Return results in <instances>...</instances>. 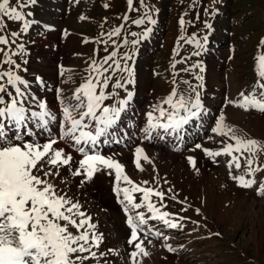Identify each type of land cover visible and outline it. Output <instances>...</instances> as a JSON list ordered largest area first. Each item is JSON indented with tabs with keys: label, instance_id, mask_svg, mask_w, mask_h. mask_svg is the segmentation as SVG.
<instances>
[{
	"label": "rangeland",
	"instance_id": "374dc122",
	"mask_svg": "<svg viewBox=\"0 0 264 264\" xmlns=\"http://www.w3.org/2000/svg\"><path fill=\"white\" fill-rule=\"evenodd\" d=\"M32 1L22 0L24 6L20 7L19 11L23 13L24 20L17 21L8 19L6 16L3 17L6 27L0 31V35L7 36L9 43L7 45L0 44V49H3V52H0V70L11 69L22 79L27 74H30L32 78L34 75L45 74L44 76L50 75L48 78L52 81L56 76L57 81H54L55 84L52 88H57V92H53L52 95L58 93L62 99L66 100L73 96L74 90L81 84L82 77L86 74L91 60L102 61L104 57L115 50L117 52L115 59L120 60L123 66L125 54L133 56L137 52L136 62L132 65L133 67L131 66L132 72H134L135 65L145 63L144 70L141 71V78L142 80L143 78L147 79L148 94L150 92L153 94L143 101V105H154L165 96L164 93L168 92L166 89L169 86L167 80H170L167 74L174 76L173 72L177 70V76L174 78L175 85L172 83L169 92L174 87L178 90H186L185 85L188 83H184V81H187L188 78L190 81H196L192 87L196 90L200 89L202 85H206L207 96L210 97L214 106L215 120L223 113L226 123L234 126L249 138L264 141V112L256 109L245 110L239 106V102L243 99L240 95L241 92L249 94V91L256 86L257 81L264 82V78L258 75L256 63L252 61L256 53L264 52V43H262L264 40V0H261L259 5L255 4L253 0H135L131 8L126 5V0H64L63 13L56 20L62 21L61 24H64L65 30L60 32L57 40H47L49 53L52 55L51 57L47 56L48 59H39V43L35 44L34 35L24 28L25 12L31 8L28 3ZM61 2L62 0L58 4L62 7ZM249 2H253L252 9L248 5ZM20 3L21 0H10L12 7H16ZM105 4L108 7H104ZM212 7H217V12L210 11ZM145 8L150 9L147 15H150L155 23L148 20H145L144 24L133 23L144 16L142 12ZM214 14H216L215 23H211ZM2 15L0 14V16ZM125 16L128 19L125 20ZM81 17L84 18L81 19ZM180 17L183 18L184 23L176 29L174 25H176V19ZM167 19L169 20L166 21ZM190 21L194 26L199 25L197 29H186ZM165 23H167L166 32L162 34ZM149 25L153 27L152 41L145 40L147 38L144 37V32ZM118 26H120L119 36L109 37L106 35ZM208 28L209 31H207ZM186 30H190L188 35H186ZM203 30L202 34L204 35H200ZM11 32H17L19 35L12 37ZM132 33H136V36L131 35ZM104 36L107 38L103 39ZM76 37L77 40H80V42L77 41L78 44L74 41ZM134 39L138 40L136 45L131 43ZM113 40L116 41V44L112 43ZM124 40H127V43H123ZM18 41H20V45H23L22 49L19 47L20 45H13ZM70 41L71 43H69ZM102 41H107V43ZM74 42L76 44L71 45ZM177 43H181V48L175 50L174 57L181 58L182 62L181 64L179 62L170 64L168 58ZM42 45L44 47V43ZM74 46H78V50H73ZM208 46L213 49L211 50ZM28 51L29 53H27ZM5 52L11 55L15 64L20 65L19 68H16L14 64L4 62ZM41 52L48 55V52L43 49ZM58 60L61 61L62 68L57 69L58 75H54L51 72H54ZM198 61L201 62L198 63ZM194 64L197 67L190 68ZM185 69L189 70L185 71ZM119 72L113 71L111 74L116 76ZM126 73L123 72V77H126ZM198 76L202 79H197ZM5 86L11 91L10 86L7 84ZM25 93L27 100H32L29 93ZM230 100L233 103H229ZM25 106H30V104L26 101ZM209 136L213 139L209 140L207 145H213L211 147L214 151L221 150L218 145L222 141L234 143V141L222 138L215 133H211ZM155 150H145V154L150 158L143 161V170H135L132 175H139L138 179L141 182L148 181L146 186L163 191L165 196L161 204L168 210L179 213V218H184L179 219L184 227L166 231L168 235L166 243L159 237H147L152 243L148 244L145 240L146 250L148 252L159 250L154 251L157 254L150 253V256L139 257L141 264H159L160 260L167 261L169 257H173L170 264H179V262L181 264H264V153L258 154L263 162H257L255 159L253 167L257 171L254 173H246L247 165L243 158L240 160L241 168L236 169L234 164L229 167L230 156L227 157V166L221 163L220 156H216L213 162L208 163L207 171L210 172H208L210 176L206 181L199 179L197 167H193L194 169L189 167L183 157H179V155L177 158L185 162L181 168L182 173L179 180L175 170V168L178 170V166L175 168L173 166L172 169L175 172L170 169L171 174L148 172L146 167L152 166ZM234 155L239 154L234 153ZM197 158L201 161L202 154L198 153ZM165 162L163 161L162 164ZM156 167L158 168V165ZM62 174L68 177L66 172H62ZM240 175H244L245 179L254 180L255 183L250 187L241 186L239 180L233 179V176ZM61 176L60 179H62ZM103 176L104 174L98 173L92 180H86L91 186L96 178L98 185L95 191L86 184L82 189L88 195L85 199L88 201L91 198L90 200L94 201V203L90 201L92 203L89 207L92 209L89 211L91 212L90 217H94V219L97 217L96 224L98 226L102 222L100 226L103 233V244H100L99 248L93 249L97 252V257L84 261V264H131L129 254L134 250V246L127 243L128 237L125 233L121 234L119 238L117 231H114L115 241L112 243L105 228L108 223L106 214L108 213L110 218L119 224L120 229L124 227L128 230L127 224L123 222L116 207L115 209L108 208L107 212L101 214L99 211H102L103 207L99 202H95L98 199L97 201L107 203L109 206L111 203ZM74 177L76 179L71 187L77 190L81 187L76 184L80 177ZM106 179L108 182L110 181V177H106ZM223 192L226 194V201L218 196L223 195ZM72 194L71 196L76 197L74 192ZM214 195L217 197L213 198L211 204L209 199L212 200ZM242 198L244 200L240 204L241 221L237 215L233 217L232 221V213L228 214V211L224 212L222 208L234 203L235 200L238 202ZM81 201L85 200L81 199ZM216 204L221 210L218 206L217 209L215 208ZM196 209L200 211L197 212ZM93 212L96 216L93 215ZM144 212L148 215L146 210ZM150 222L153 224V221ZM253 229L260 231V234L252 235ZM70 231L76 233L74 228H70ZM260 240L262 242L258 245ZM168 246H171L174 251H169ZM100 253H104V255L101 256ZM152 254L159 260L153 261L155 257H151ZM83 255H87V253Z\"/></svg>",
	"mask_w": 264,
	"mask_h": 264
},
{
	"label": "snow or ice",
	"instance_id": "6c2138e0",
	"mask_svg": "<svg viewBox=\"0 0 264 264\" xmlns=\"http://www.w3.org/2000/svg\"><path fill=\"white\" fill-rule=\"evenodd\" d=\"M132 2L133 0H128L130 8ZM23 6L22 0L16 7L10 6V0H0V14H3L0 16V31L6 27L3 22L5 16L11 20H24L23 13L19 11ZM104 7L108 5L105 4ZM124 19L128 17L125 16ZM145 20L155 23L147 14L133 23L144 24ZM180 23H184L182 18ZM24 28L27 30L28 22H25ZM149 31L151 29L145 31L144 35L147 36ZM10 35L15 37L19 34L11 32ZM106 35L119 36L120 26ZM131 35L136 36V33ZM8 43V37L0 35V44ZM112 43L116 44V41L113 40ZM123 43H127V40ZM131 43L136 45L138 40L134 39ZM19 47L22 49L23 45ZM0 52H3V49H0ZM4 56L5 63L20 67L15 64L11 55L5 52ZM116 56L117 52L114 50L102 61L91 60L73 96L61 100L64 105L63 120L59 125L58 138L51 135L50 123L56 120V116L49 110L46 102L35 97L28 101L26 93L19 86L26 87V82L12 70L0 72V80L6 78V84L15 90L13 95L4 83H0V264H84V261L97 257V252L93 249L99 248L102 234L95 231L91 217L81 210L80 203L69 197L56 183L62 169L71 172L72 176H83L80 183L92 180L98 173H114L117 182L115 191L118 196L122 193L121 203L125 205L124 211L133 213L126 217V224L130 229L127 243L134 246V250L129 254L131 264H141L139 257H147L150 254L144 246L145 240L148 244L152 243L147 239L149 233L157 237L163 236L161 231L154 230V226L148 227L150 219L159 220L168 228L181 227L178 220L169 219L173 214L161 212L152 202L153 196L163 201V191L134 184L125 174L123 164L114 156H106L99 150L101 144L122 142L117 139L120 133L119 125L123 122L122 113H125L133 98V93L128 91L126 97L115 99L119 95L115 89L124 88L126 84L132 83L131 79H125L123 82L117 80L111 85L113 91H108L113 71L127 72L128 77L132 76V69L127 64L131 55L125 54L123 66L120 60L115 59ZM196 67L195 64L190 66ZM257 72L259 77L264 78V56L258 58ZM197 79L202 77L198 76ZM240 95L243 97L239 102L240 107L264 112V82L257 81L251 93L241 92ZM6 96L8 99H5ZM109 100L114 102L106 103ZM26 101L29 104L35 103L39 110L26 107ZM228 102L233 103L231 100ZM203 113L200 94L196 88H191V92L186 94L174 87L170 94L152 105V110L147 113V126L143 129L145 139H151L153 132L161 129L165 134H175V139L182 141L184 127L190 121L201 119ZM30 125H34L39 131H34ZM211 132L234 143L222 141L224 147L221 151L205 148L204 151L209 156L216 157L221 153L228 155L231 157L229 167L234 164L236 169L241 168L240 160L243 158L247 165L246 173L257 171L253 164L257 155L264 153V141L249 138L226 123L223 113L215 120ZM42 133H48L43 142L38 139ZM208 139L213 137L209 136ZM59 141L70 143L82 158L76 160L63 148L54 147ZM195 148L201 149L202 145L196 143ZM134 158L135 166L141 170V160L149 159L144 148L140 146L135 147ZM187 159L195 167L194 158L189 156ZM233 179L239 180L243 187H250L255 183L252 179H245L244 175L233 176ZM120 182L131 185V188H121ZM60 183L66 184V180L61 179ZM135 192L142 193L140 202H135ZM142 206L146 207L151 216L146 215L144 211H136ZM70 228H74L76 233L70 231ZM168 250L174 251L171 246H168ZM85 253L87 255H83ZM100 255L103 256L104 253Z\"/></svg>",
	"mask_w": 264,
	"mask_h": 264
},
{
	"label": "bare ground",
	"instance_id": "6f19581e",
	"mask_svg": "<svg viewBox=\"0 0 264 264\" xmlns=\"http://www.w3.org/2000/svg\"><path fill=\"white\" fill-rule=\"evenodd\" d=\"M59 2L57 1V0H43V5L44 6H40L37 10H36V12L35 13H33V16H32V22H31V26H30V28L32 29V30H34V29H40L43 33H45L46 34V36L47 37H53V38H56L57 36H58V34H59V32L61 31L60 30V28H62V26L64 25V24H61L62 23V21H60V22H58L55 18H54V16H56L57 17V15L53 12V10L52 9H54V7H55V5L57 6V4H58ZM49 7V8H48ZM38 19V21H36ZM54 21H57L56 23H54ZM54 25V29L52 30V31H48V29L49 28H44V27H47L48 25ZM70 26V25H69ZM75 29V28H74ZM74 36V35H73ZM77 36V35H76ZM78 37V36H77ZM77 37L74 39V41H76L77 40ZM72 40L71 41H73V38H71ZM55 40V39H54ZM71 41L69 42V43H71ZM78 42H80V40H78ZM78 42H77V44H78ZM39 45H40V43H39ZM71 45H75V42L74 43H72ZM69 48V47H68ZM73 50H75V49H78L77 48V46H74L73 48H72ZM39 50V49H38ZM72 50V51H73ZM45 51V50H44ZM56 52V51H55ZM58 53V52H57ZM36 55V54H35ZM54 56V55H53ZM47 58V57H46ZM55 58V57H54ZM51 59V58H50ZM51 61V60H50ZM48 62V61H47ZM55 68V67H54ZM51 73H54V72H51ZM143 81L145 82H147V80H146V78L144 79L143 78ZM144 84V85H143ZM140 86L142 87L141 88V90L145 87V89H146V85H145V83H140ZM51 103L52 102H50V105H51ZM129 105H131V107H134V103H131V104H129ZM54 147H57V148H61L60 147V144L58 143L57 145H54ZM65 150V149H64ZM65 152H66V150H65ZM75 155V154H74ZM150 158V157H149ZM153 160H154V162H153V164H152V166H149L148 165V167H146V170L148 171V172H153V174H154V172L156 171V172H161V173H163V174H165V173H169V174H171V170L170 169H172L173 168V166H174V168H175V166H178V170H177V168H175V170H176V173H177V178H178V180H179V178L181 177L180 176V174L182 173L181 172V168H182V166H184L185 165V162L183 161V160H179V158H177V155H175V154H172V153H168V152H166V151H163V150H161V149H156L155 151H154V154H153ZM163 161H166L165 162V164L163 163L162 164V162ZM158 165V168L156 167ZM144 166V165H143ZM195 167H197V170H198V172H199V175H200V177H199V179H203V180H206V181H208L207 179L209 178V174H208V172L209 171H207V167H206V165L204 164V165H202V166H195ZM130 169V168H129ZM143 169V168H142ZM180 169V170H179ZM65 171V169H62L61 170V178L62 179H64V180H66V184H61L60 183V177H57L56 178V183L57 184H59V187L61 188V189H63L64 190V192H66L67 193V195L68 196H70V197H72V199L73 200H77L80 204H81V199H83V200H85V205L86 206H88V207H90V204H92L90 201H92L93 203H94V201L93 200H86L85 198H87V196L88 195H86V193L85 192H83L82 191V189L84 188V187H79L77 190H75L74 188H72L71 187V184H73V182H74V179H76L74 176H70V178H69V176L68 177H66V176H64L63 174H62V172H64ZM172 171L173 172H175L173 169H172ZM172 172V173H173ZM68 173V172H67ZM146 173V172H145ZM175 173V174H176ZM210 173V172H209ZM132 175V174H131ZM178 175H179V177H178ZM132 176H134V175H132ZM188 179V178H187ZM211 179V178H210ZM221 182L223 181V180H220ZM187 182V181H186ZM87 185H89L90 186V184H89V182H85ZM181 184V183H180ZM184 184V183H183ZM187 184H188V182H187ZM182 185V184H181ZM189 186V185H188ZM91 187V186H90ZM191 187V186H190ZM186 188H187V186H186ZM237 189V188H236ZM81 191V192H80ZM255 191V190H254ZM72 192H74L75 193V195H76V197H74V196H71V195H73L72 194ZM216 192V191H215ZM218 192V191H217ZM219 193H220V191H219ZM216 194V193H215ZM223 195H218L219 196V198H222V199H224V201H226V197H225V193L223 192L222 193ZM217 196H213L212 197V200L211 199H209L210 200V203L212 204V202H213V198L215 199ZM239 198V197H238ZM231 199V198H230ZM98 200V199H97ZM208 200V201H209ZM238 200V199H237ZM244 200V198H242V199H240L238 202L235 200L234 201V203H230L229 204V206H226V207H224V208H222L223 209V211L225 212V211H228V214H231L232 216H231V220L233 221V217L235 216V215H237V217H238V219H239V221H241L240 219H241V214H240V204H241V202ZM246 200V199H245ZM222 202H223V200H221ZM247 201V200H246ZM221 202V203H222ZM251 204V203H250ZM249 204V205H250ZM102 205H105V206H107L106 204H104V203H102L101 204V206ZM93 206V205H92ZM217 206H218V204H216V209H217ZM108 207H110L111 209L113 208V209H115V207H116V205H114V204H110V206L108 205ZM219 207V206H218ZM117 208V207H116ZM220 208V207H219ZM218 208V209H219ZM99 209V208H98ZM106 209L107 208H105L104 209V211L102 210V211H99L101 214L103 213V212H105L106 211ZM94 210V209H93ZM208 210V209H207ZM220 210H221V208H220ZM219 210V211H220ZM246 210V209H245ZM91 211H92V209H91ZM111 211V210H110ZM218 211V212H219ZM97 212V211H96ZM107 212V211H106ZM209 212V211H208ZM244 212V210L242 211V213ZM94 213V216L96 215L95 214V212H93ZM90 214H91V212H90ZM238 214H239V216H238ZM101 216V215H100ZM229 216V215H228ZM103 217V216H102ZM106 217H107V219H108V223H107V225H105V228H106V231H107V234H108V236L110 237V239H111V241H112V243H114V241H115V239H114V231H117L116 233H118L117 235H118V237L120 238V235L121 234H123V233H125V234H128V232H127V229L126 228H121L120 229V227H119V224L115 221V220H113V219H111L110 218V215L107 213L106 214ZM236 217V218H237ZM243 217V216H242ZM220 218V217H219ZM102 219V218H101ZM98 221H99V219H98ZM102 223V222H101ZM100 223V224H101ZM96 224V223H95ZM99 224V225H100ZM101 227V226H100ZM103 228V227H102ZM260 231H258L257 229H253V233H252V235H256V234H260L259 233ZM105 233V232H104ZM106 236V235H105ZM108 236H106V237H108ZM257 236V235H256ZM109 240V239H108ZM168 241V240H167ZM259 243H258V245L262 242L261 240L260 241H258ZM111 243V242H110ZM110 245V244H109ZM114 246V245H113ZM110 247H111V245H110ZM127 247V246H126ZM115 248V247H114ZM156 248V247H155ZM116 249V248H115ZM155 250H159V249H155ZM154 250V251H155ZM117 251V250H116ZM154 251H152L151 250V252H149V253H154V254H157V253H155ZM156 252H158V251H156ZM163 252V251H162ZM114 255V254H113ZM150 256V255H149ZM151 257H155V258H153V261H158L159 260V258L157 259V257L156 256H154L153 254H152V256ZM169 257V256H168ZM144 258V257H143ZM173 259V257H169L168 258V260L167 261H163V260H160L159 261V264H170V261ZM179 264H181V262H179Z\"/></svg>",
	"mask_w": 264,
	"mask_h": 264
}]
</instances>
